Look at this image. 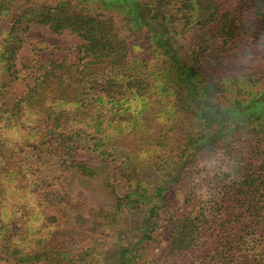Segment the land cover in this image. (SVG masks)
Masks as SVG:
<instances>
[{
  "label": "trees",
  "instance_id": "obj_1",
  "mask_svg": "<svg viewBox=\"0 0 264 264\" xmlns=\"http://www.w3.org/2000/svg\"><path fill=\"white\" fill-rule=\"evenodd\" d=\"M16 3L0 0V21L16 12ZM26 5L11 18L0 46V73L9 78L0 85V143H11L6 139L9 133L24 134L32 126L37 136L33 152L43 154L44 147L47 153L68 155L77 145L107 160V132L114 122L126 135L154 140L145 115L155 106L170 105L178 114L190 116L198 131L187 134L177 157L171 156L167 142H159L165 156L155 177L137 173L126 204L129 213L148 214L144 223L149 224L165 206L169 185L184 180L186 163L203 152L229 155L241 134L249 132L263 145L258 169L251 163L238 164L231 183H218L202 209L169 219L170 252L204 250L200 264H264V254L253 253L257 234L264 235V77L258 64L243 65L246 49L255 52L256 60L264 50L257 48L264 44V0H59L53 5ZM105 11L116 13L132 31L146 37L158 59L148 63L133 56ZM34 25L56 35L64 31L76 35L80 41L73 49L76 56L71 62L35 57L34 65L26 68L30 81L25 90L9 96L6 88L25 80L15 61ZM195 26L212 34L211 45L221 50L218 55L200 56L184 49L179 39L182 28ZM144 146L152 147L148 142ZM13 175L10 181L15 180ZM6 210L0 201V264H138L133 249L123 246L104 254L97 246L83 248L81 254L38 243H33L35 250L24 248L7 223L14 212L5 214ZM146 232L141 240L148 238Z\"/></svg>",
  "mask_w": 264,
  "mask_h": 264
},
{
  "label": "rangeland",
  "instance_id": "obj_2",
  "mask_svg": "<svg viewBox=\"0 0 264 264\" xmlns=\"http://www.w3.org/2000/svg\"><path fill=\"white\" fill-rule=\"evenodd\" d=\"M58 1L17 0L16 12L0 21V46L11 18L25 8L26 3L53 5ZM105 14L111 19L115 32L128 42L132 55L154 63L157 56L149 47L146 37L132 31L116 13L105 11ZM206 33L207 29L203 31L201 27L182 28L180 43L189 53L195 51L200 56L201 53L216 56L221 50L211 45L214 44L212 34ZM79 42L78 37L69 31L56 35L45 26L34 25L17 53L15 68L21 72L20 77L25 78L26 68L34 65L32 60L35 57L38 61L64 58L66 62L74 61L76 55L73 49ZM227 62L235 64V60ZM247 64H258L264 77V50L259 52L257 60L243 65ZM247 71L252 73L251 69ZM8 81V75L0 73V85ZM28 81L30 78H25L6 88L9 96L14 97L24 91ZM154 109L145 115L149 118L146 124L151 126L154 140L147 136L140 139L126 135L122 126L114 122L107 132L110 140L107 160L77 145L68 155L57 151L47 153L44 147L40 149L43 154L33 152L37 136L32 132V126H27L24 134L17 132L13 136L12 132L9 133L6 139L11 143L5 146L0 143V160L4 158L0 168V201L2 207L7 209L5 214L14 212L12 218L7 220L14 227L17 237L14 240L30 250H35L33 243H38L80 254L83 248L90 246H97V251L102 254L123 246L133 249V253L139 257L138 264H200L207 254L204 250L170 252L169 219L175 220L192 210L202 209L218 183H231L238 164L243 167L251 163L257 170L261 164L259 153H263L260 151L263 145L256 137L245 132L229 155L218 150L197 155L183 167L181 175L184 180L169 185L170 189L164 195L165 206L157 210L150 221L147 220L149 224H145L148 214L137 210L129 213L126 204L137 173L155 177L157 169L163 168L160 163L165 156V149L159 147V142L162 145L167 142L169 150L173 149L171 156L177 157L187 134L198 131L190 116L178 114L170 105L162 108L155 106ZM175 126H179V129L169 134ZM155 140L157 146H154ZM146 142L152 147L144 146ZM213 158L217 163L209 167L206 162ZM12 173L15 180L10 181ZM146 230L148 238L141 240ZM259 234L253 251L255 255L264 254V235ZM211 264L215 263L212 261Z\"/></svg>",
  "mask_w": 264,
  "mask_h": 264
},
{
  "label": "clouds",
  "instance_id": "obj_3",
  "mask_svg": "<svg viewBox=\"0 0 264 264\" xmlns=\"http://www.w3.org/2000/svg\"><path fill=\"white\" fill-rule=\"evenodd\" d=\"M257 48L264 49V44L258 43ZM243 58L247 62H254L255 52H253L251 49H246ZM206 163L209 167H212L217 163V160L215 158L209 159Z\"/></svg>",
  "mask_w": 264,
  "mask_h": 264
}]
</instances>
